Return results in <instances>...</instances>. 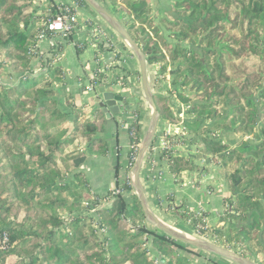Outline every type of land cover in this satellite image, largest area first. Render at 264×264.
Masks as SVG:
<instances>
[{"label":"trees","instance_id":"trees-1","mask_svg":"<svg viewBox=\"0 0 264 264\" xmlns=\"http://www.w3.org/2000/svg\"><path fill=\"white\" fill-rule=\"evenodd\" d=\"M34 1L0 0V72L8 66L10 73L20 75L14 84L0 83V264H157L149 243L164 264H224L213 259L201 263L182 254V249L199 251L148 226L135 194L128 200L121 193L101 205L105 197L89 188L79 168L89 155L108 151L101 135L105 113L98 109L80 120L85 108L70 103L73 127L66 128L65 120L51 126L66 116L55 92L65 73L61 66L50 65L47 73L30 76L29 65L38 54L42 29L54 34L44 22L57 6L51 1L50 11L38 14ZM108 2L122 13L136 42L145 37L142 50L148 63L171 76L170 91L196 116L184 125L190 134L201 132L205 151L218 157L228 186L221 221L232 224L211 230L206 213L174 200L169 212L217 244L264 262V0H171L170 12L159 22L150 0ZM57 49L55 54L61 45ZM96 73L98 79L91 81L95 85L103 75ZM154 99L162 119L180 122L168 97L155 94ZM223 130L253 135L255 142L230 145L219 139ZM141 132L140 120L134 121L129 127L128 174ZM176 136L165 137L175 145ZM161 158L178 181L184 172H201L175 150L163 149ZM121 189L134 190L129 177ZM172 197L168 195L170 201ZM232 228L237 240L226 237ZM4 235L6 249L1 247ZM236 241L246 250L234 248ZM10 256L16 257L14 263H7Z\"/></svg>","mask_w":264,"mask_h":264},{"label":"crops","instance_id":"crops-1","mask_svg":"<svg viewBox=\"0 0 264 264\" xmlns=\"http://www.w3.org/2000/svg\"><path fill=\"white\" fill-rule=\"evenodd\" d=\"M51 1L56 6L69 5L76 9L78 14L77 29L67 37L54 33L44 39L39 44L38 54L31 60L29 68L32 72L30 76L47 73L50 65L54 67L59 65L63 68L65 81L55 85V92L59 105L66 114L62 119V121H66L65 127L71 128L75 123V113L70 103L85 108L81 113L80 120L93 117L96 110L101 109L95 102V95L100 87L105 86L107 90L117 91L132 104L129 109L124 107L121 109L122 121H119L117 116L107 118L105 115L104 130L101 135L108 143V151L105 154L89 155L79 168L89 188L97 195L105 196L108 191L117 187V182L119 186L122 185L128 176L127 167L131 142L129 128L123 125L126 122V117L136 115L137 120H140L142 141L150 130L153 112L144 97L139 63L130 45L95 10L88 4L79 3L78 0H46L40 7H37L38 14L49 12ZM96 1L125 25L122 13L108 0ZM150 3L152 15L157 21L166 12H170L171 0H150ZM60 45L61 51L55 54ZM99 68L103 72L102 79L93 90H88L86 85L93 80ZM9 71L0 78L2 84H14L19 80L18 73ZM148 74L154 93L168 97L174 115L180 119L178 123H170L168 120L160 118L155 141L143 160L141 182L149 206L167 225L193 237L206 238L193 231L188 224L181 222L179 217L169 212L168 207L174 200L176 204H184L189 210L206 213V221L211 230L228 228L230 220L221 221V217L226 212L223 198L228 193L223 171L216 164L218 157L208 154L200 142L203 134L201 132L190 134L184 125L185 122L196 121V116L190 111L188 104L181 102L176 93L170 91V88L172 89L171 76L160 74L158 64L149 63ZM156 84L161 85L162 90L156 91ZM60 121H57V124ZM201 121L202 124H209L207 120L202 119ZM180 133H183L184 136L182 137ZM167 134L177 135L175 141L179 142L175 144L174 150L193 160L201 168L200 173L197 171L184 172L178 181L169 172L167 160L161 158L163 144L167 142L165 137ZM243 135L253 136L238 135L235 132L223 130L219 139L230 145H237L241 143L240 139ZM191 137L194 141H191ZM117 165H120L118 175H116ZM132 194H135L134 190H127L123 193L128 200ZM170 194L173 196L171 201L168 198ZM147 225L156 229L148 221ZM158 232L161 231L158 230ZM207 239L209 240L208 237ZM149 247L153 251L152 258L157 264H162L161 257L152 248L151 243H149ZM192 249L199 253L189 249H182L180 252L184 255L191 252L201 256L197 260L201 263L213 259L222 261L224 264H237L233 260L224 259L199 249ZM189 258L195 261L194 257L190 256Z\"/></svg>","mask_w":264,"mask_h":264},{"label":"water","instance_id":"water-1","mask_svg":"<svg viewBox=\"0 0 264 264\" xmlns=\"http://www.w3.org/2000/svg\"><path fill=\"white\" fill-rule=\"evenodd\" d=\"M93 10H95L100 17L115 30L132 48L140 67L141 82L144 91V97L148 101L149 106L152 109L153 115L150 123V130L143 138L139 145V152L136 161L130 170L133 178L134 193L139 198L143 211L145 213L146 220L154 225L156 229L175 238L179 243L188 245L192 248L205 251L207 253L235 261L237 264H259L255 260L239 254L233 249H229L225 246L214 243L206 238H194L186 235L178 229L170 227L164 221H162L150 208L148 199L141 182V168L143 160L151 149L155 137L157 135L158 125L161 118L160 112L155 102V93L152 89L150 78L148 74V59L142 50V46L146 44L144 36L140 37V41L136 42L130 35L127 27L123 22L118 20L110 11L100 5L96 0H84ZM95 102L98 107L101 108L107 118L117 116L119 121H122L121 109H129L132 104L128 99L114 90H107L105 86L98 89V93L95 95ZM160 262L165 263V259L161 258Z\"/></svg>","mask_w":264,"mask_h":264},{"label":"built area","instance_id":"built-area-1","mask_svg":"<svg viewBox=\"0 0 264 264\" xmlns=\"http://www.w3.org/2000/svg\"><path fill=\"white\" fill-rule=\"evenodd\" d=\"M46 0H35L34 4L36 7H40L41 4H43ZM78 24V14L76 12V9L69 5H59L56 7L55 12L52 14H48V19L44 22V28L52 31L55 34H62L63 36H68L72 34L77 29ZM48 37V35L45 33V31L42 29V31L38 35V50H39V44ZM99 72L101 71V68L98 69ZM44 73V72H43ZM98 79L97 73H95L93 79ZM95 84L92 82L87 83L86 88L88 90H93L95 88ZM123 120V119H122ZM137 120L136 115L133 117H126V122L123 123L124 126H127L128 128L131 126V124ZM180 135L183 137V133H180ZM181 136H179L181 138ZM140 145V144H139ZM164 149H175V145H170L168 142L163 144ZM130 178L131 183L133 184V178L129 171L128 176ZM127 181V178H126ZM125 181V182H126ZM124 182V183H125ZM123 183V184H124ZM122 184V185H123ZM110 192V193H109ZM109 193V194H108ZM108 193L103 196L105 199L102 202V206L110 204L116 195L124 193V191L121 189V185L118 187H114ZM99 232H104L103 228H98ZM100 232V233H101ZM198 234H200L198 232ZM210 241L216 243V241L212 237H208ZM207 239V237H206ZM7 241L8 237L7 235H4L3 240L1 241V247L6 249L7 248ZM223 246V245H222ZM234 250V249H233Z\"/></svg>","mask_w":264,"mask_h":264},{"label":"rangeland","instance_id":"rangeland-1","mask_svg":"<svg viewBox=\"0 0 264 264\" xmlns=\"http://www.w3.org/2000/svg\"><path fill=\"white\" fill-rule=\"evenodd\" d=\"M156 22H159V21H157L156 20ZM165 32V34L167 35L166 37H167V39L169 40V41H174L173 40V38L172 37H170V33L169 32H167L166 30L164 31ZM230 34L231 33H234V34H237V32L236 31H234V32H229ZM2 70H1V72H0V78L2 77V75L3 74H5V73H7L8 72V70H9V68H8V66H5V67H3V68H1ZM161 79H163V78H161ZM154 80V79H153ZM153 82H155V81H153ZM161 82V81H160ZM0 83H2L1 82V80H0ZM232 83L233 84H238L239 83V80H234V81H232ZM157 85L158 84H156V86H155V90L156 91H160V90H162L161 88H160V86L161 85H158V87H157ZM62 120L60 121V122H58V124H57V121L56 122H54V123H52L51 124V126H53V127H57L58 125H61L62 124ZM255 136L253 137V136H251V137H249V136H246V135H243L242 136V140L240 139V141L242 142V141H248V142H250V143H253V142H255ZM239 144V143H238ZM230 224H232V221H230L229 222ZM226 234H227V238H229V239H235V240H237V238L234 236L235 234H236V229L235 228H232V229H229V230H227V232H226ZM152 238V237H151ZM196 238H200V237H196ZM232 241V240H231ZM237 243H233V247L234 248H237L238 249V247H240V249H242V250H246V247L244 246V245H242V243H240V242H238V241H236ZM238 243H240L239 245H238ZM236 251V250H235ZM189 254H185V256H188V257H190V256H192V257H194V259H195V261H197L199 258H201V256H199V255H197V254H193V253H191V252H188ZM216 256V255H215ZM198 257V258H197ZM252 258H254L257 262H259V264H264V262H262L256 255H253V257ZM16 261V257L15 256H10L8 259H7V263H14Z\"/></svg>","mask_w":264,"mask_h":264},{"label":"bare ground","instance_id":"bare-ground-1","mask_svg":"<svg viewBox=\"0 0 264 264\" xmlns=\"http://www.w3.org/2000/svg\"><path fill=\"white\" fill-rule=\"evenodd\" d=\"M170 227H172V226H170ZM173 228H175V227H173ZM175 229H177V228H175ZM179 230V229H178ZM181 231V230H180ZM183 232V231H182ZM185 233V232H184ZM186 235H188V236H191L190 234H187V233H185ZM191 237H193V236H191ZM197 236H194V238H196Z\"/></svg>","mask_w":264,"mask_h":264}]
</instances>
